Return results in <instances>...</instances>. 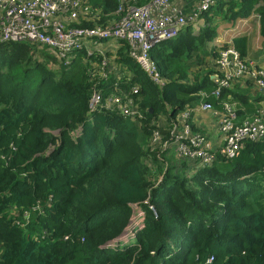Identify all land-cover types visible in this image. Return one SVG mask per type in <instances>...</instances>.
<instances>
[{
    "label": "trees",
    "instance_id": "trees-1",
    "mask_svg": "<svg viewBox=\"0 0 264 264\" xmlns=\"http://www.w3.org/2000/svg\"><path fill=\"white\" fill-rule=\"evenodd\" d=\"M88 4L95 17L78 27L109 26L126 10L125 0ZM251 14L264 39V0H218L196 34L189 25L156 44L150 54L161 87L125 40L112 59L81 49L68 64L36 42L0 43V264H264V137L232 158L220 147L194 170L189 158L151 144L155 129L165 136L176 114L196 105L199 90L217 88L209 71L190 81L194 58L218 35L215 16L231 26ZM232 46L244 57L247 36ZM34 50L40 58L31 59ZM135 85L142 119L89 111L94 90L104 97ZM213 91V103L239 97L238 89ZM132 204L143 226L123 248L105 247L129 223Z\"/></svg>",
    "mask_w": 264,
    "mask_h": 264
},
{
    "label": "built area",
    "instance_id": "built-area-1",
    "mask_svg": "<svg viewBox=\"0 0 264 264\" xmlns=\"http://www.w3.org/2000/svg\"><path fill=\"white\" fill-rule=\"evenodd\" d=\"M125 1V14L116 23L109 26L78 27L76 24L81 19L93 20L95 17L91 6L84 0H0V43L22 40L36 42L68 64L78 50L84 49L87 56L93 55V49L87 47L88 41L97 44L102 40H125L132 59L154 84L161 87L165 80L151 58L152 48L162 41L177 37L189 25L197 28L202 23V14L218 0H189L191 6L187 5L186 0L181 3L179 0H150L140 6L130 4L134 0ZM102 63L105 64L104 61ZM216 64L224 75L215 78L217 88L213 91L214 95L218 96L220 88L229 86L232 80L245 81L248 78H252L264 92V67H253L231 44L218 50ZM137 93L136 85L128 91L116 86L114 91L104 97L100 91L94 90L88 100V109L90 112L112 111L132 120L142 119L143 113L135 101ZM196 107L199 110L213 111L210 103H199ZM189 111L190 109L187 112ZM215 113L219 118L218 130L222 136L220 150L228 158L234 157L246 141H258L264 137L262 111L242 122L237 121L236 112L228 104H224L223 112ZM80 129L79 127L74 133L78 135ZM151 144L161 153L174 145L179 158H189L197 162V167L209 165L218 150L213 148L206 136L193 132L188 124L179 128L175 122L168 128L165 136L155 129ZM160 155L157 154L159 159ZM141 215L140 210L134 211L118 239H128L133 230L143 226ZM119 245L115 239L106 243L107 247L113 248ZM211 260L209 258L208 261Z\"/></svg>",
    "mask_w": 264,
    "mask_h": 264
},
{
    "label": "crops",
    "instance_id": "crops-1",
    "mask_svg": "<svg viewBox=\"0 0 264 264\" xmlns=\"http://www.w3.org/2000/svg\"><path fill=\"white\" fill-rule=\"evenodd\" d=\"M84 1L89 3V0H84ZM186 1L188 3L187 5L191 6V3L189 2V0H186ZM179 2L180 3L185 2V0H179ZM250 16L255 17V19L257 20V25H258V16L256 14H251ZM250 16H248V18L247 17L242 18L241 20L244 21V23H246L248 20H250ZM83 21L84 22H91L92 19L84 18V19L80 20V22H83ZM197 28H193L192 34L197 33V32H194L195 29L198 31L199 28L198 29ZM219 34L220 33L218 30V35L215 38V40L213 42H210L209 44H207L205 46L203 52H201L202 54L199 55V58H194V61H193L196 63V65H200V64H203L202 55H204V56L212 55L210 62L212 63L213 67H212V69L209 70V72H210L209 76H210V79L215 84V86L217 85L215 78L217 76H218V78H221V76L223 74V72L221 70H219V67L216 64V58H217L218 50L222 46H226L227 44L232 45V38H233L232 37L229 39H225V38L220 37ZM258 34H259V27H258ZM246 36H247V46H246V54L244 57L250 61V63L252 64L253 67H264V42L260 41L259 42L260 44L258 42L254 43V41L251 40L250 34L246 33ZM118 43L119 42H115V41H109V42L107 41L105 43L94 44V43L88 41L87 47L93 49V54L97 53L100 55H109L112 53L115 55L114 52H116L118 47L121 45V43H119V44ZM200 56H201V58H200ZM112 57H114V56H112ZM206 57H204V61H205ZM195 59H198V60L200 59V62H199L200 64ZM103 61L106 62V60L104 58L102 59V62ZM196 65L194 64V66H192V69H191L192 72L194 71L193 69H195L196 67H198V68L200 67V66H196ZM193 77L194 76H192V74H191L190 75V81L193 80ZM114 84L116 85L117 83L114 82ZM119 87H121V86H119ZM119 87H117V88H119ZM224 87H226L228 90H232V91L238 89L239 90V92H238L239 97H235V96H234V98L228 97L226 100L220 101V103H213V102L209 101V98L211 96L213 97V95H211V93L214 89L211 92H209L205 89L199 90L198 94L200 96V100L196 103V105H194V106L189 105L188 106V104H186V107L183 110L179 111L175 117V123L178 124L179 128H183V126L185 124H188L193 132L206 136V138L208 139L210 144L213 146V148H217V149L222 147V136L218 130V119L219 118L217 116V113H215V112H219V113L223 112L224 104H228L232 108V110H234L236 112V119L238 122L250 120L256 109H258L259 111H262L264 113V92L255 84V81L252 78L245 79V81L234 79L230 82L229 86H224ZM238 98H240V99H238ZM216 99H218V98H216ZM199 103H210L212 105L213 111L212 110H199V109H197L196 106ZM189 109H190V111L188 113L187 111ZM237 110H239V111L242 110V111H244V113H242L239 116V114L237 113ZM186 112L188 113V115L186 114ZM156 122H157V125L161 128L167 127L168 120L166 118V115L165 114L159 115L158 120ZM175 149L176 148L174 145H170V147L168 148L166 153H168L169 156H174L175 158L179 159V157L176 154ZM189 164L191 165L190 168L192 170H194L198 166L197 162L195 163L193 161H190ZM133 205H136V204L131 205L132 210L134 212L135 209L133 208Z\"/></svg>",
    "mask_w": 264,
    "mask_h": 264
},
{
    "label": "rangeland",
    "instance_id": "rangeland-1",
    "mask_svg": "<svg viewBox=\"0 0 264 264\" xmlns=\"http://www.w3.org/2000/svg\"><path fill=\"white\" fill-rule=\"evenodd\" d=\"M225 8H226V6H223V9H225ZM222 17H223L222 15H216L215 18L213 19L214 20L213 23L218 24V30L220 33L219 34L220 37L225 38V39H229V38H232V37H235L238 35H246V33H248V34H250L251 40H253L254 43H257V42L259 43L260 41L264 42V39H262L258 34V25H257V20L255 19V17L250 16V20H248L246 23H244V21H240L241 19H238L231 26H230V23H225L226 21L223 20ZM201 21L204 22V18L201 19ZM201 24H203V23H201ZM204 24H207V23L205 22ZM192 32H193V29H192ZM194 32H197V30L195 29ZM105 42H107V41H105V40L98 41V43H105ZM40 51L41 50H34V53L30 54L31 59L38 58L40 55ZM109 56H114V54L111 53V54H109ZM206 56L202 55L203 64L196 65V66H200V67L199 68L196 67L195 69H193L194 71L191 73L192 76L199 75L201 72H204V71L206 72V70L209 71L210 69H212L213 65L210 62L212 55H208L207 57ZM204 57H206L205 61H204ZM112 58L113 57H110V59H112ZM200 58H201V56H200ZM195 60L197 61L198 59H195ZM52 66H53V68L56 67L55 65H52ZM123 74H125V73H123ZM52 147H53V145H52ZM52 147H51V149H52ZM133 208L135 209V212L139 211V209H140L138 205H133ZM134 220H136V218H134ZM136 232H137V230H133L132 234H130L128 236V239H125V238L124 239H120V238L115 239L116 242H118L120 244L119 247L123 248L124 246L129 244V242L135 237ZM129 233H130V231H129Z\"/></svg>",
    "mask_w": 264,
    "mask_h": 264
},
{
    "label": "clouds",
    "instance_id": "clouds-1",
    "mask_svg": "<svg viewBox=\"0 0 264 264\" xmlns=\"http://www.w3.org/2000/svg\"><path fill=\"white\" fill-rule=\"evenodd\" d=\"M131 219V218H130ZM120 236V234L117 236V237H115L114 239H117L118 237ZM114 239H112V240H114ZM111 241V240H110ZM110 241H108V242H110ZM107 242V243H108ZM105 247H106V244L104 245Z\"/></svg>",
    "mask_w": 264,
    "mask_h": 264
}]
</instances>
